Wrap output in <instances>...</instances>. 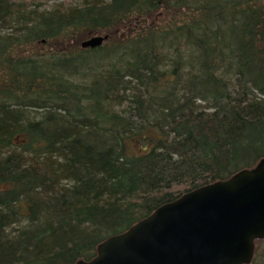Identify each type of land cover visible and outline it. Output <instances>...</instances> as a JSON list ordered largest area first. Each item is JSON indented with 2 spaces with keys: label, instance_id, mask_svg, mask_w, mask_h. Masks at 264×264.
Segmentation results:
<instances>
[{
  "label": "trees",
  "instance_id": "obj_1",
  "mask_svg": "<svg viewBox=\"0 0 264 264\" xmlns=\"http://www.w3.org/2000/svg\"><path fill=\"white\" fill-rule=\"evenodd\" d=\"M67 1L0 0V264L90 261L264 158V0Z\"/></svg>",
  "mask_w": 264,
  "mask_h": 264
},
{
  "label": "water",
  "instance_id": "obj_2",
  "mask_svg": "<svg viewBox=\"0 0 264 264\" xmlns=\"http://www.w3.org/2000/svg\"><path fill=\"white\" fill-rule=\"evenodd\" d=\"M94 36L83 50L102 47ZM264 241V160L165 204L128 231L107 238L76 264H252Z\"/></svg>",
  "mask_w": 264,
  "mask_h": 264
},
{
  "label": "rangeland",
  "instance_id": "obj_3",
  "mask_svg": "<svg viewBox=\"0 0 264 264\" xmlns=\"http://www.w3.org/2000/svg\"><path fill=\"white\" fill-rule=\"evenodd\" d=\"M74 2H77L78 0H73ZM31 2V1H30ZM71 1L70 0H68L66 3H65V5H64V7L65 8H69V7H66V5H67V3H70ZM42 4H44V2L42 3ZM49 4L52 6L53 4L52 3H48V8H50L49 7ZM69 5V4H68ZM48 10V9H47ZM260 260L256 263V264H264V242L261 244V246H260Z\"/></svg>",
  "mask_w": 264,
  "mask_h": 264
},
{
  "label": "bare ground",
  "instance_id": "obj_4",
  "mask_svg": "<svg viewBox=\"0 0 264 264\" xmlns=\"http://www.w3.org/2000/svg\"><path fill=\"white\" fill-rule=\"evenodd\" d=\"M264 160V158H262V159H260L257 163H256V165L253 167V168H242L241 170H239V171H237L235 174H237V173H239V172H241V171H244V170H249V171H251V170H253L254 168H256L258 165H259V163L261 162V161H263ZM234 174V175H235ZM233 175V176H234ZM218 182H220V181H218ZM216 183V182H215ZM136 225V224H135ZM134 226V225H133ZM132 226V227H133ZM130 229V228H129ZM128 229V230H129ZM77 263V262H76Z\"/></svg>",
  "mask_w": 264,
  "mask_h": 264
}]
</instances>
